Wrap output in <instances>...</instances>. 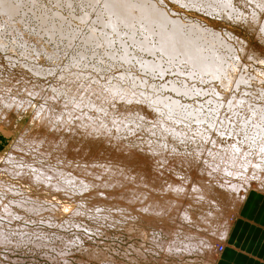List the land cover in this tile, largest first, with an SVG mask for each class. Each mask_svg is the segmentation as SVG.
Listing matches in <instances>:
<instances>
[{
  "label": "rangeland",
  "instance_id": "rangeland-1",
  "mask_svg": "<svg viewBox=\"0 0 264 264\" xmlns=\"http://www.w3.org/2000/svg\"><path fill=\"white\" fill-rule=\"evenodd\" d=\"M44 1H46L47 3H52L50 2V0ZM262 1L263 0H255L253 2L249 0H235V8L238 7V10L241 9L242 11L246 12L243 13L244 19H241L240 16L242 14L240 12H238L239 16L236 13V15L232 14L231 16H228L222 14L216 9L213 10L212 8L207 7L198 8L195 6L187 7L173 0H164V5L167 10L169 11L170 8L172 9V11H169L172 15H181L188 23L190 22V20L191 23L194 21L193 24H196V26L205 29L207 33L206 39H213V41H215L219 45L218 48L220 51L224 52L225 50H227V45L232 47L234 60L240 63H238V66L241 69L244 68V70H246L244 71L238 69V71H240V73L242 71V74H244L246 77L250 75L248 77L249 84L245 86V88L247 91H249L250 88L249 95L251 97L253 96V98L255 97L254 100L256 102L258 101L257 103L259 104V106L264 105V6H262L264 4V1ZM257 4L259 5L257 6ZM77 6H75L73 10L76 9ZM78 9L79 11L81 10L79 7ZM57 10L59 12L62 11L63 16H65L66 14L64 13L67 12L66 17H70L75 21L77 29H79L78 27L82 26V22H80L75 16L74 18L70 16V14L68 13V8L57 7ZM253 15H259V19L261 21L259 22V19L257 18V21L259 23H253L252 25V21L251 24H249L246 19L247 17ZM260 25L262 26L261 28ZM33 43L36 44L35 42ZM116 43L118 44L119 48L124 50V44L119 43V41H117ZM6 48L7 47H0V99L5 97L6 99L12 100L13 107H7L8 104L5 105L4 100H1L2 102H0V184H2L0 185V229L3 230V236L5 233V236L3 237L4 240H7V243L3 240L2 244L0 241V264H214L216 261V251L218 250L220 244L213 243V245H211V249L208 248L207 245H210L211 241H208L207 239L209 236H211V234H209L208 231L209 227L205 228L202 226L203 221L200 218L202 216V213H209L212 208L206 205L207 210L209 209L208 211L198 210L197 207L201 204L195 205L194 200L190 197L191 194L189 193V191L192 190L191 188L195 187V185H191V181L193 179H189V182L187 176L190 171L191 173L194 172L193 169H196V167H198L199 169H203V166L200 165L203 163L202 161H200V159L196 160V158L194 157L192 158V163L190 162V165H188L184 161H182L181 163L179 162V164L176 163V166L174 164L172 166L170 164V161L168 160L167 162H165L166 160H164V156H167V154L170 155V157L171 154L173 157L177 155L178 153H176V151H179L180 154L182 152L183 154H186L189 153V149L192 150L193 147H189L188 145L185 146L181 141H179L181 145L178 142L177 149H172L173 146H171L172 144H170L172 140L171 138H169L165 134L163 136V133L160 130L157 131L153 126L145 127L141 122L142 120L138 121L140 115L138 114V110L135 107L133 109L134 111L127 113L128 110H131L132 108L130 106H128L127 108V105H123L125 103L123 100L124 98H119L118 100H116L117 98H110L109 96H107L108 98L106 96H100L99 98L96 93L97 90H99L98 88L100 86H104L102 82L114 71L115 77L118 76L119 72H116V70H119L120 68L114 69V67H112L111 70H108L107 67L109 65H106V68L102 69L101 65L105 64L106 58L102 61H99L97 59L95 60L94 58L90 59V68H83V66L76 68L78 69V71H81L82 74L68 73L69 71L66 69L68 61L66 62V57L63 58L59 55L57 59L58 61H60L58 62L59 67L58 71L55 72L56 74L54 73L55 75L53 74L50 77H41L32 73V71L28 69L24 63L22 65V62L27 60L29 61V59L25 57L26 55L24 53L22 54V52H20L22 51L20 48ZM35 56L37 57V55ZM61 57L64 59V61ZM30 61L38 63V65H41L42 62L38 59H33ZM72 69L75 70L74 67H72ZM133 69L134 71L141 74V72L135 70V67ZM83 74L85 75L83 76ZM235 74H237V71H235L234 75ZM193 82L194 81H191L189 84H193ZM122 84H126V82L123 81ZM211 84L209 82H206L205 84L199 83L200 87H204L205 89L212 88ZM212 85H215V88L219 92H221V98H224L226 94L230 96L229 87L226 88L225 86H221V84L218 83ZM54 86L60 88L63 93H65L64 91L69 90L70 94L73 93L71 94V96H81L80 98H83L82 100H84L82 108L80 106H78L79 108L77 106L74 107L72 102L73 100L71 101L72 110L74 109L75 111H73L74 116L77 117L78 111L80 113L84 110H87V112L83 113L88 114L87 116L91 115L90 118L92 119L94 117L96 118L97 116L98 120L101 122L99 124L100 130L107 131L106 133H104L109 136V138L114 136V141L113 139L111 140V142L108 139L105 140L107 136L102 135V133H96L97 137L95 138V140H92L93 135L89 136L91 140L85 137L86 135L84 136V138L86 139H84L83 133L86 132V130L81 129V134H79V132L74 131V129L72 128V122L71 127L69 124L64 125L63 123H61L63 122V120L60 119L66 118L65 121L70 120L68 119L69 117L67 118L60 115L61 113L62 115H64V113L67 112H64V110H67V107L70 106V103H68V105L67 102H65L67 101V98H63V93H60V95L62 96H60L59 99H61L60 101L62 102V104L64 102L66 104H63L65 106L61 107L63 112L57 114L61 117L56 116L54 119L53 116L52 118L50 115H48L50 116L51 120L47 117L46 120L48 121L41 123L40 120L39 123V119H45L47 114L46 112L48 111L44 110V115L42 110L38 112L37 110L47 105L48 100H46L47 93L45 91L52 90ZM257 89L258 91H255ZM51 92L56 94L54 90ZM235 92L238 93L239 90H236ZM251 93H255L256 96L252 95ZM232 95L234 96L235 93H233ZM208 96H210V92L199 96V99H202V101L205 103L208 100ZM90 99H94L93 101L95 103L99 102V105H102L103 103V109L104 107L105 109H107L110 117H106V115L103 114L105 115V119H102L100 116L99 119V110L98 113H96L97 111L95 110L97 109L94 106L96 104L93 105ZM85 100H87V104ZM26 101H28V104L25 103ZM88 102H91L89 104L90 106L88 105ZM22 103L25 104V107L24 105L20 106V104ZM62 104L61 106H63ZM26 105H29L28 108L26 107ZM91 106H94V110L90 108ZM35 107L38 108L36 109ZM120 112L127 113V115L130 117L129 118L127 116V121L129 123L127 121L121 122L123 124H121V126L125 127H121L118 123L119 120H126L125 115L120 114ZM141 112L146 120L149 119L151 121H154L153 118H156L155 112L150 111L149 108H141ZM36 113H39L40 116L39 114L35 115ZM41 114L44 117L41 116ZM113 116L116 118L114 119ZM122 116L124 117L122 118ZM132 117L133 120H130L132 119ZM94 119L92 123H94ZM109 119L114 120V122L111 121L113 123H109ZM117 119L119 120L117 121ZM107 120L109 122H107ZM165 120L167 121L166 118ZM134 121H137L136 124H138L139 126L136 124L134 125ZM102 122L104 123L103 127H106L105 130L102 127ZM60 123L63 125H61ZM67 123H70V121ZM114 123L116 125H113ZM117 123L121 128H124V131L120 127V129L118 128V130H121L120 132L115 129L117 128ZM147 124L152 125L151 122ZM111 125L113 126L112 129L110 128ZM107 126L109 127L107 128ZM109 128L111 132L109 131ZM92 131L95 132L94 130ZM189 134H192V136L189 135L191 142L195 139L197 141V134L194 133V131H189ZM117 141L119 143L122 142V145L117 144ZM157 145L158 148H161L159 154H162L161 152H164L162 154L163 156L161 155L160 158L157 157L156 159L155 157L153 158V168L152 164L146 163L145 164L149 166L145 167L144 161L142 160V158L140 159V156L144 158L145 153H148V155L150 156V154L152 153L151 150L154 152V150H156L155 146ZM153 146L154 149H152ZM164 147L165 149H163ZM128 148H131L130 150L133 151L128 150ZM127 153L129 154V156L126 155ZM132 153L134 154L132 155ZM136 153L139 154L137 155ZM121 154H123L124 156ZM130 154L133 157H131ZM5 156L8 157L9 160L8 158H5ZM127 157H129L130 159ZM134 158H136L135 160L137 161H134ZM196 161L197 164H195ZM142 164L144 165L143 167ZM218 164L220 165V161H218ZM41 166L43 170L40 169ZM137 167H139V169ZM116 168L118 174L112 173L111 175V169ZM121 168H123V170L125 171H123ZM153 169L157 173L161 172L163 176L175 175L179 183L182 182V184L186 185V188L188 190H185L186 194L184 199L187 200L188 198L191 201L190 203L194 204V207L192 208V204H189L188 200L187 202H184V204L187 205H180L179 201H176H178V206L180 205V207L182 208L185 206L183 210H188V212L191 214V218H188L186 220V215L182 214L181 210L180 212H177L178 214L174 215L173 213H175V209L170 210L172 206L166 209L164 207L166 211L163 210V212L165 213L161 216L157 213L155 214L152 211L151 214L150 211L145 212L144 210L143 212V210L141 209L143 205L140 204H145L147 202L150 193H148L149 195L143 194L147 197L142 198L141 201L140 196L142 197V193H140V190L137 191L139 192L137 193L135 192V190L131 191V188H133L134 186H137L138 188L139 185V187H141L142 185L141 182L137 183V181L139 182V180H137L138 178H136V176L139 177L142 175H149V177L142 176L141 179H143L144 181L146 178L150 179V176L153 177V179L154 177L156 179L158 175L157 173L152 172ZM133 170L135 172L137 170L138 173L141 172L142 175H139L136 172V175L134 174L135 176H133V174L128 176ZM187 170H189L188 173ZM21 171H24V174ZM51 171L53 173H57L55 174V179ZM117 171L115 170L113 172L117 173ZM126 171L127 173H124ZM212 171L214 170L211 169L210 172ZM32 172H36L46 177V179L50 180L49 183H42V179L38 182H34V180H31L29 178L33 174ZM44 172L51 173L53 175V178L51 177V174L50 177L49 175H44ZM58 172H62L59 173L60 177H58ZM149 172L151 173V175ZM182 172L184 173L181 174ZM205 172L206 171L202 173L203 176H205V174L207 173ZM64 173L67 174L66 181L63 178L65 177ZM121 174H125V176L128 177V181L126 180L127 177L125 178V176H121ZM209 174L210 176L214 174L211 177H207V179L209 178L210 180H215V178H217L218 176L219 178L222 177L218 175V172H212ZM215 174L218 176L216 177ZM73 175L74 179L72 178ZM198 177L201 176L198 175ZM70 178H72L73 180L71 181ZM111 178H119L120 182L124 181L123 183L125 185L130 183L129 188L130 185L131 188L128 189V185L125 186L123 183V188L122 186L118 187L116 185L117 182L111 183V181H109V183H107V180H111ZM132 178L133 180H135V183ZM81 179L84 180V183ZM104 182L107 184L106 187ZM59 183L63 185H60ZM213 183L214 185H216V182L213 181ZM235 183L241 184L244 187V190H248L251 187L254 188V185L247 187L244 178H237V180H235ZM101 184H103V186H100ZM163 184H165V182ZM64 185L66 186V189H64ZM114 185L117 186V188H115ZM189 185H191L190 188L188 187ZM54 186H56L57 188H55ZM62 186L64 190L62 189ZM142 186L143 187L141 188L144 192L142 191V189L141 192H149L146 189H150V186L144 184ZM48 188L50 189L48 190ZM133 191L136 194H133ZM85 192L87 195L85 194ZM111 194H113V196ZM164 194L165 193L163 191L160 195V200L161 202H164L163 205L169 204V201L166 200V197L165 200L167 201V203L165 201H162L164 198ZM197 197L198 196L196 195L194 196L195 199H197ZM231 198L232 195H229V199ZM197 201L199 200L197 199ZM16 202H18V205L16 204ZM22 202H27L28 206L25 205L24 207ZM30 204L32 205L30 206ZM243 204L244 202L241 206H243ZM6 206L12 207L18 212L21 210L19 212L21 214H17L16 216L12 217V219L11 215L4 211ZM174 206H176V204H174ZM234 206L235 204L233 203V207ZM143 208H146V206ZM138 211H140L141 213L143 212V214L140 215V212L138 213ZM136 212L137 215H135ZM152 213L157 215L156 217L159 216L158 219ZM164 219H166V222H164ZM214 227L216 226L211 225V229L214 230ZM213 230L212 232H215V230ZM224 234H226V232L223 233V236ZM201 241H203V243H201ZM220 253L221 252H219L217 255H219Z\"/></svg>",
  "mask_w": 264,
  "mask_h": 264
},
{
  "label": "bare ground",
  "instance_id": "bare-ground-1",
  "mask_svg": "<svg viewBox=\"0 0 264 264\" xmlns=\"http://www.w3.org/2000/svg\"><path fill=\"white\" fill-rule=\"evenodd\" d=\"M173 1H176L180 3L181 5L187 6V7L195 6L198 8L207 7V8H212L213 10L216 9L222 14H225L228 16H231L232 14L234 15L235 13L239 16L238 12H240L242 14L240 16L241 19L242 18L244 19L243 13H246L242 11L241 9L238 10L237 9L238 7L235 8L234 6L235 0L234 1L233 0H173ZM249 1L253 2L255 0H249ZM50 2L52 3H47L44 0H0V47L1 48L10 47L11 49L12 48L14 49L15 47L18 49L20 48L22 50L20 52H22V54L24 53L26 55L25 57L29 59V61L27 60V61L22 62V65L24 63L26 67L32 71V73H34L35 75L41 76V77H50L55 72L58 71V67H59L58 62L60 60L58 61L57 58L59 55L62 56L63 58L66 57V62L68 61V64L66 67V69L69 71L68 73L82 74L81 71H78V69L76 68L81 67V66H83V68H90L91 66L90 59H94V58L95 60L97 59L99 61L105 60L106 58L105 64L103 63L104 65H101L102 69L106 68V65H109L107 67L108 70H111L112 67H114V69L120 68L119 70H116V72H119L118 76L115 77V71H114L107 78H105V80L102 82L104 86L103 87L98 86L99 90H97L96 94L99 96V98L100 96L101 97L109 96L110 98L111 97L117 98L116 100H118L119 98H124L123 100L125 103L123 105L124 106L127 105V108L128 106L132 108L131 110H128L127 113L134 111L133 109L135 107L138 110V114L140 115L138 121L142 120L141 122L144 124L145 127L153 126L157 131L160 130L163 133V136L165 134L166 136L171 138L172 140L170 139L171 140L170 144H172L171 146H173L172 149L174 148L177 149V146H178L177 143L179 141H181L182 144H184L185 146L188 145L189 147L190 146L193 147V149L192 150L189 149L190 150L189 153H186V154H183V152L180 154L179 151L178 152L176 151V153L178 154L175 155L174 157L171 154L172 158L170 157V155L167 154V156H164V160H166L165 162H167V160L170 161V164L172 166L173 164L176 166V163L179 164V162L181 163L182 161L190 165V162L192 163L193 157L196 158V160L200 159V161H202L203 164H200V165L203 166V169H199L198 167H196V169L195 168L193 169L194 172L191 173L190 171V173L187 174L188 180L193 179L191 181L192 182L191 185H195V187L191 188L192 189L190 190L191 192L189 191V193L191 194L190 197L193 198L195 205L201 204L199 201H197V199L194 198L195 195L198 196L197 189H200L201 185L211 184L214 187H218L221 190L227 191V194L229 195H232L233 191H235L236 198H237L236 200L241 205L243 202H245L246 198L251 193V190L252 191L257 190V191H260V193H264V191H262L260 187H257L256 184L252 183L253 180L264 181V105L259 106V104L257 103L258 101L256 102L254 100L255 97L253 98V96L251 97L249 95L250 88H249V91L246 90L245 86L249 84L248 77L250 75L246 77L244 74H242V71L241 73L240 71H238V69L244 70V68L241 69L238 66L239 62H236L234 60L232 47L227 45L226 46L227 50H225L224 52L220 51L218 48L219 45L215 41H213V39H206L207 33L205 29L196 26V24H193L194 21L191 23V20H190V22L188 23L180 14H179L180 16L172 15L169 12L170 10L172 11V9L170 8L169 11L167 10V8L164 5V0H50ZM258 5L259 4H257V6ZM75 6H77L76 9H78L79 7L81 10L80 11L79 9L73 10ZM262 6H264V4ZM57 7L68 8L69 9L68 13L70 14V16H72L73 18L75 16L80 22H82V26L78 27L79 29H77L76 28L77 26L75 25V21L72 20V18L70 17L69 18L66 17L67 12L64 13L65 11L64 10L63 13L66 15L63 16L62 11H61L62 9L60 10L61 12H59L57 10ZM247 16H248V13H247ZM259 17H260L259 15H255V16L253 15V16L247 17L246 20L249 24H251V21H252V25H253V23H257L258 21L259 22L261 21ZM257 18L259 19L258 21H257ZM255 25H258V24H255ZM261 27L262 26L260 25V28ZM263 30H264V27H263ZM61 38H66V39H61ZM117 41H119V43L124 44V50L119 48L118 44L116 43ZM33 42H35L36 44H34ZM35 55H37V57ZM33 59L41 60L42 61L41 65H38V63L30 61ZM72 67H74L75 70L72 69ZM134 67H135V70H138L139 72H141V74L134 71L133 69ZM235 71H237V74L234 75ZM84 75L85 74H83V76ZM123 81L126 82V84H122ZM191 81H194L193 84H189ZM206 82H209L210 84L218 83V84H221V86L222 85L225 86L226 88L229 87L230 96L226 94L227 97L225 96L224 98H221V95H222L221 92H219L215 88L216 86L212 84H211L212 88L210 89H205L204 87H200L199 83L205 84ZM53 90L56 94L51 92ZM236 90H239V92L236 93L235 92ZM255 91H258V89ZM45 92L47 93L46 95L47 96L46 100H48L47 105L46 106H44L45 104L42 105L44 106L42 107L43 109L42 108L38 109L37 112L42 110L44 115H45L44 110L45 111L47 110L48 112H46L47 114H46L45 119H41V118L39 119V123H40V120H41V123L48 121L46 120L47 117L51 120L50 116L51 117L53 116L55 119L56 116L59 117L61 115L67 118L69 117L68 119H70L69 120L70 123H67L69 121H65L66 118L60 119V120H63V122L61 123H63L64 125L69 124L71 127V124L73 123L72 128L74 129V131L79 132V134H81V129L86 130V132L83 131L84 132L83 133L84 135L82 134L83 138L85 135H86L85 137L87 138L93 135L92 140L93 139L95 140V138L97 137L96 133L97 134L102 133V135L107 136L105 134L107 131L100 130L99 124L101 122L98 120L97 116L96 118L94 117L95 119L93 118L95 120L94 123H92L93 119L90 118L91 115L87 116L88 114L83 113V112H87V110H84L83 112H80V113L78 111L77 117L74 116L73 114L74 109L72 110L71 104L73 102L74 107L80 106L82 108L84 100H82L83 98H80L81 96L80 97L77 95L71 96V94L73 93L70 94L69 90L64 91L65 93H63L62 90L56 86H54L52 90H49V91L47 90ZM208 92H210V96H208L207 98L208 100L204 103L202 99L201 100L199 99V96H202ZM60 93H63V98L65 97L67 98V101L65 102H67V104L70 103V106L67 107V110H64V112L67 111L66 113H64V115H62L61 113L63 112L61 107H64L65 105L63 104H66V103L64 102L62 104V102L60 101L61 99L59 98L60 96H62L60 95ZM233 93H235L234 96L232 95ZM255 93H251V94L255 95ZM1 100H4L5 105L8 104L7 107L9 108L13 107L12 100L6 99L5 97L1 98L0 102H2ZM93 100H91V102L93 105L96 104L94 105L95 108L97 109L95 110L97 111L96 113H98V110L100 113V114L98 113V117L100 116L102 119H105V115L106 117H110L109 116L110 114L108 113L107 109H105V107L103 109V106H102L103 103L101 102L102 105H99V102L95 103ZM86 101L87 100H85V102ZM27 102L28 101H26L25 103ZM91 102H88V105ZM61 104L63 106H61ZM23 105L25 107L24 103L20 104V106H23ZM28 106L26 105L27 108ZM94 106H91L90 108L93 109ZM144 107H146V109L149 108L150 111L155 112L156 118L153 116L154 121L153 120L151 121L149 119L146 120V118H144V115L141 112V108H144ZM127 113L120 112V114L125 115L126 117L125 118L126 120H122V121L119 120L120 118L117 119V121L119 120L118 123L120 124V126L122 124L121 122L127 121V116H128ZM37 114L39 113H36L35 115ZM57 114H60V115H57ZM41 116L43 115L41 114ZM123 117L124 116H122V118ZM115 118L116 117H114V119ZM165 118L167 119V121L165 120ZM130 120H133V117ZM111 121L114 122V120H110V122L107 120V122L112 124L113 122ZM149 122H151L152 125L150 124L148 125L147 123ZM136 123L137 121L136 122L134 121V125ZM119 124L117 125V128L115 129L118 130V128L120 127ZM113 125H116V124L114 123ZM103 126H104V123L102 127ZM108 127L109 126H107V128ZM121 127H125V126H121ZM105 128L106 127H103L104 130ZM110 128L112 129L113 126L111 125ZM110 128H109V131H110ZM121 129H123L124 131V128H121ZM92 130H94L95 132H93ZM118 131L120 132L121 130H118ZM189 131H194V133L197 134V138H198L197 141L196 139L192 142L190 141L189 135L192 136V134H189ZM115 133H116V130H115ZM113 138L114 136L110 138L109 136H107L105 140L108 139L111 142ZM121 143L117 141V144L122 145ZM155 148L156 150H154V152L151 150V152L154 154L151 153L150 156L148 155V153L144 154L145 155L144 158L139 155L140 159L142 158V160L144 161V164L154 163L153 158L154 157L155 159L157 157L160 158L161 155L164 153V152H161L162 154H159V152L161 151V148H158V145L155 146ZM130 149L128 148V150ZM152 149H154V146ZM163 149H165V147ZM130 151H133V150H130ZM134 153H132V155ZM126 155L129 156L128 153ZM132 155L131 157H133ZM10 157H11V154H10ZM5 158H8V157L5 156ZM136 158H134L133 160L137 161L135 160ZM218 161H220L221 166L218 164ZM146 164H145V167L147 166ZM195 164H197V161ZM143 166L144 165L142 164V167ZM137 168L139 169V167ZM152 168H153V164H152ZM40 169H42V166L40 167ZM121 169L123 170V168ZM211 169L214 170L212 172L214 173L218 172V175L222 177L219 178V176L215 174L216 177L218 176L217 178H215V180H210L209 178L207 179V177L210 176L209 173H212L210 172ZM115 170L117 171V168L111 169V172H110L111 175L112 173L118 174V171L117 173L113 172ZM189 170H187V173L189 172ZM154 171L155 170L153 169L152 172L157 173L156 171L155 172ZM204 171H206L207 173L206 172L205 173L208 175L205 174V176H203L202 173H204ZM21 172L24 174V171H21ZM62 172H58V177H60L59 173H62ZM131 172L128 176L132 174L133 176H135L136 175L135 173L136 172L138 173L137 170L136 172L135 171L133 173ZM32 173L33 174L29 178L31 180H34V182L35 181L38 182L42 179V183L43 182L47 184L49 183L50 180L46 179V177L36 172H32ZM44 173H45L44 175H47V176L49 175L50 177L51 173H46V172ZM124 173H127V171ZM183 173L184 172H182L181 174ZM52 174L54 175V179H55L56 177L55 174L57 173L52 172ZM138 174L140 175L141 172H139ZM144 174H147V173H144ZM53 175L51 176L52 178H53ZM64 175L65 177L63 176L62 177L66 181L67 174L64 173ZM74 175L73 177L71 176L73 179H74ZM157 175L158 177L156 179L154 177L155 180L153 179V177L150 176V179L146 178L147 180L145 179V181L141 179L143 175L139 176L140 178L136 176V178H138L137 180H139V182L136 180L137 183L141 182L142 185L144 184V185L150 186L149 187L150 189H146L149 191L147 193L146 192L143 193L144 191L141 188L143 187L142 185L141 187H139L140 186L139 185L138 188L137 186L136 187L134 186L135 187V188L133 187L134 189L131 188V185H130L131 191L135 190V192H137L140 190V193H142V197L140 196L141 201H142V198L147 197V196H144L143 194L147 195L148 193H150V195L148 194L149 197L147 199V202L145 204H140V205H143L141 207L143 212L145 209H147L148 210L147 212L150 211V214L152 211L155 214L157 213L158 215L161 216L162 214L165 213L163 212V210L166 211L165 210L166 208H169L172 206L170 210L175 209L174 210L175 213H173L175 215V214H178L177 213L178 211L176 209L179 208L180 205H187V204H184V202H187V200L189 201V204H192V208L194 207L193 206L194 204L190 203L191 201L188 198L187 200L184 199L186 191L179 198H177L175 193L169 190V186H172V187L177 186L178 180L175 177V175H171V176L169 175L170 177L163 176L161 172L157 173ZM198 175L201 177H198ZM121 176H125V174L124 175L121 174ZM126 177L127 176H125V178ZM146 177H149V175ZM72 178H70L71 181L73 180ZM119 178L117 179L111 178V180H107V183H109V181H111V183L117 182L116 185L118 187L122 186L123 188L122 183L124 181L120 182L121 178L120 179ZM237 178H240V179L244 178L246 181L247 187L254 185V188L251 187L248 190L245 189L246 190L245 191L244 187L241 184L235 183V180H237ZM84 180H83V183H84ZM126 180L128 181V177ZM132 180H131V183H132ZM167 180L169 183L167 182ZM133 181L135 183V180ZM213 181L216 182V185H214ZM164 182L165 184H163ZM59 184L63 185L61 183ZM129 184H127L128 189H130ZM43 185H46V184H43ZM65 185H64L65 187L64 189H66ZM100 186H103V184H101ZM106 186L107 184L105 183V187ZM117 186H115V188H117ZM183 186L186 190L187 189L186 185L183 184ZM54 187L57 188L56 186ZM49 189L50 188H48V190ZM62 189H63V186H62ZM141 189L143 192H141ZM163 191L165 194L163 195L164 198L162 197L163 198L162 201H165L167 203L166 200H168L169 204L163 205L164 202H161L160 200L161 199L160 195L162 194ZM135 192L133 194H136ZM241 192H243V195H240ZM111 195L113 196V194ZM165 197L167 198L166 200H165ZM176 200L179 201L180 203L179 206L177 203L178 201ZM18 202H16V204ZM24 203L22 202L24 207L25 205L28 206L27 202H24ZM174 204H176V206H174ZM31 205L32 204H30V206ZM206 205L207 204L204 203L203 206L200 205L197 208L198 210L205 211L207 210V206H208ZM145 206L146 208H143ZM180 208H181L182 214H185L186 216H188V218H191L190 217L191 214L188 212V210L186 209L183 210L182 207ZM4 211L8 213L9 215H11V218L16 216L17 214H21L19 213L21 210L18 212L17 210H14L12 207H7V206L4 209ZM216 211H218V209L212 208L209 211L211 215H209V213H206V214L202 213V216L200 215L201 216L200 218L204 223V224L202 223L203 227L205 228L209 227V225L205 223V216H207L208 221L217 219L215 215ZM139 212L140 211H138V213ZM143 212L142 213L140 212V215L143 214ZM34 214H35V211H34ZM135 215H137V212L135 213ZM156 216L157 215H155V217ZM158 217L156 218L158 219ZM165 220L166 219H164V222H166ZM2 234H3V230L0 229L1 244L4 240L3 237L5 236V233H4V236ZM227 235L228 234L226 232V234H224V237H227ZM207 240L211 241L210 245H207L208 248L211 249V245H213L214 243L213 239L211 236H209ZM4 241L6 242L7 240H4ZM225 243H226V239H223L222 241L219 242L221 248L219 249L218 247V250L216 251V255H215L216 257H217V254L223 250L224 246L226 245ZM225 247H227V245Z\"/></svg>",
  "mask_w": 264,
  "mask_h": 264
},
{
  "label": "snow or ice",
  "instance_id": "snow-or-ice-1",
  "mask_svg": "<svg viewBox=\"0 0 264 264\" xmlns=\"http://www.w3.org/2000/svg\"><path fill=\"white\" fill-rule=\"evenodd\" d=\"M252 183L256 184L264 191V181L253 180ZM191 185H189V188ZM202 189V190H201ZM169 190L175 193L179 198L185 193V188L182 183H177L176 187L169 186ZM198 197L201 206L204 203L213 209H219L215 212L217 219L208 221L205 216V223L209 225L208 231L211 234L214 243L219 244L223 239H230L231 243L237 247L248 250L249 246L253 243L254 229L249 221L256 220L257 213L259 214V223L264 225V198H261L259 206L252 202H248L247 207L241 211V204L236 200V193L233 191L232 198L229 199L227 191L214 187L211 184L201 185L197 189ZM243 195V192L240 193ZM235 203V207H233ZM177 211L181 209L177 208ZM147 212L148 210L145 209ZM211 215V213H209ZM187 220L188 217L186 216ZM211 225H215V232H212ZM227 232V237L223 233ZM262 245H264V233L261 234ZM203 243V241H201ZM225 264H232L230 261H225Z\"/></svg>",
  "mask_w": 264,
  "mask_h": 264
},
{
  "label": "crops",
  "instance_id": "crops-1",
  "mask_svg": "<svg viewBox=\"0 0 264 264\" xmlns=\"http://www.w3.org/2000/svg\"><path fill=\"white\" fill-rule=\"evenodd\" d=\"M261 198H264V193L254 190L251 191L246 198L241 211H243L248 202H252L259 206ZM253 226L254 235L253 243L249 246L248 250L237 247L231 243L230 239H226V245L219 255L216 257L214 264H225V261H230L232 264H264V245H262L261 234L264 233V225L259 223V214L257 213L256 220L249 221Z\"/></svg>",
  "mask_w": 264,
  "mask_h": 264
},
{
  "label": "built area",
  "instance_id": "built-area-1",
  "mask_svg": "<svg viewBox=\"0 0 264 264\" xmlns=\"http://www.w3.org/2000/svg\"><path fill=\"white\" fill-rule=\"evenodd\" d=\"M221 248V246H219V249Z\"/></svg>",
  "mask_w": 264,
  "mask_h": 264
}]
</instances>
